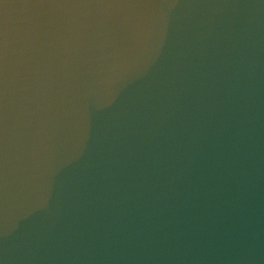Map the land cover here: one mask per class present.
I'll return each instance as SVG.
<instances>
[{
    "label": "clouds",
    "instance_id": "clouds-1",
    "mask_svg": "<svg viewBox=\"0 0 264 264\" xmlns=\"http://www.w3.org/2000/svg\"><path fill=\"white\" fill-rule=\"evenodd\" d=\"M0 264H264V0H0Z\"/></svg>",
    "mask_w": 264,
    "mask_h": 264
}]
</instances>
